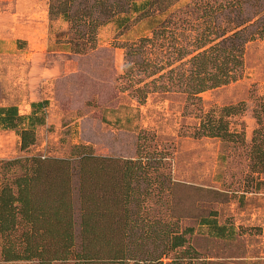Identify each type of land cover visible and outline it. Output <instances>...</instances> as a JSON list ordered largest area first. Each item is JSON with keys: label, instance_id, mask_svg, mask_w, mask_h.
Wrapping results in <instances>:
<instances>
[{"label": "rangeland", "instance_id": "1", "mask_svg": "<svg viewBox=\"0 0 264 264\" xmlns=\"http://www.w3.org/2000/svg\"><path fill=\"white\" fill-rule=\"evenodd\" d=\"M95 1L51 0L52 18L59 17L64 5L73 21L68 23V38L72 54L79 52L80 71L62 83L67 82L76 96L62 103L56 114L52 111L59 105L49 101L35 111L44 123L33 127L35 141L26 150H21L19 131L32 127L29 120L17 131L0 124V161L34 157L78 161L94 155L135 163L139 178L138 184H131L128 214L121 165L101 174L102 182H113L111 193L116 192L117 203L100 206L98 242L87 243L90 253H98L92 264H155L151 260L164 247L163 230H175L185 244L159 259L161 264H264V172L251 170L257 129L259 143L264 144V37L246 44L236 81L194 96L197 64L191 56L181 58V49L194 51V41L201 36L196 0H180L153 18L121 14L91 35V29L75 21H90L84 12H90ZM131 1L123 0L126 9ZM242 6L244 17L264 18V12L259 14L264 0ZM91 11L94 18L99 16L98 10ZM224 14L211 20L224 22L229 16ZM166 19L175 25L168 26L165 37L154 38V29ZM143 39L153 43L144 44ZM207 71L215 73L213 68ZM13 104L23 111V101ZM230 107L226 115L223 109ZM33 113L19 112L26 118ZM220 117L235 134L229 140L207 137L200 130ZM24 172V167L16 168L6 177L13 180ZM5 180L0 171L1 185ZM214 225L224 228L223 237L217 236ZM23 233L14 237L15 250L22 254L27 246ZM39 244L31 242L33 247ZM7 245L0 235V264H45L39 259L6 263L2 249ZM55 249L56 245L46 246L49 252ZM73 251L67 260L46 262L77 264L80 247Z\"/></svg>", "mask_w": 264, "mask_h": 264}, {"label": "trees", "instance_id": "2", "mask_svg": "<svg viewBox=\"0 0 264 264\" xmlns=\"http://www.w3.org/2000/svg\"><path fill=\"white\" fill-rule=\"evenodd\" d=\"M110 1L96 0L89 8L90 12L86 10L84 12V18H90V21L77 19L75 22L91 29L92 35L96 29L121 14L131 12L139 15L140 18H153L158 14H165L180 0H134L131 1L128 9L122 3L123 0H112L113 3ZM248 1L250 0H225V3H214L196 0L194 12L200 11L204 27L202 26L201 36L194 41V51L188 53L181 49V58L191 56L190 61L197 64L195 76L198 79L191 95L196 96L208 88L215 89L236 81L244 65L243 55L246 44L264 37V18L253 20L244 17L242 5ZM186 7L189 8L188 5ZM253 7L258 8L256 5ZM91 10H98L99 16L94 18ZM186 12L190 13L189 10ZM224 12V15H229L225 17L224 22L217 23L211 20L213 15L218 13L222 15ZM263 12L264 8L259 14ZM49 13L52 18L51 8ZM59 15L63 16L67 23H73L64 5L56 16ZM173 25L175 24L168 19L159 22L158 28L153 32L154 38L165 37L167 31H170L168 26ZM142 43L153 42L152 39H143ZM74 53L79 54L78 51ZM209 68H213L215 73L209 74L207 71ZM47 104L48 101L31 104L34 113L28 118L21 116L17 107L0 108V124L5 129L17 131L25 120H29V126L32 127L19 131L21 150H26L34 143L35 136L32 129L36 124L44 123L38 119L35 111ZM231 110V107L223 109L226 115L230 114ZM213 122V125H208V129H205L204 124L201 125L200 130L206 133L207 137L229 140L235 136L229 132L228 125L222 117ZM259 135L260 130L257 129L252 140V172H264V144L259 143ZM117 165H121L123 170L121 179L124 182L123 207L125 208L132 195L131 184L133 181H137L138 184L139 178L137 171H134L135 163L132 161L118 162L94 155H86L78 161L57 159L42 161L35 157L28 160L0 161V171L6 178L5 185L0 183V235L6 245L8 244L2 249L4 261L14 263L23 259L25 261L39 259L47 264L46 260H67L78 245L80 251L76 256L77 264L95 263L98 253L91 252L92 255L87 243L92 246L98 242L99 222L102 220L99 216L100 206L107 203L112 207L117 203L116 192L111 193L114 189L113 182L110 180L105 184L102 182L101 174ZM23 167L25 172L22 176L13 180L6 177L14 169ZM126 213L128 214L127 207ZM128 217L124 216L126 222L129 220ZM28 226L30 229L26 230ZM216 229L219 232L217 236L223 237L224 228L216 226ZM18 230L24 231L22 237H25L27 244L23 254L15 250L14 237ZM161 234L165 239L164 247L151 260L155 264H161L158 262L159 259L185 244L184 237L175 230H163ZM31 242L40 244L33 247ZM48 244L56 245V249L47 251ZM113 262L115 257L109 261V263Z\"/></svg>", "mask_w": 264, "mask_h": 264}, {"label": "crops", "instance_id": "3", "mask_svg": "<svg viewBox=\"0 0 264 264\" xmlns=\"http://www.w3.org/2000/svg\"><path fill=\"white\" fill-rule=\"evenodd\" d=\"M50 2L0 0V106L23 101L22 115L43 100L59 105L56 114L76 96L62 82L80 71L79 54L71 52L64 17H50Z\"/></svg>", "mask_w": 264, "mask_h": 264}]
</instances>
